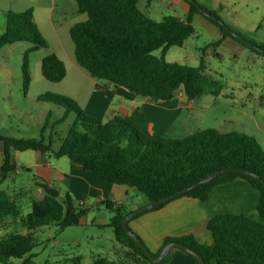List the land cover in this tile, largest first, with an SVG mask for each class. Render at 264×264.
I'll return each mask as SVG.
<instances>
[{
  "label": "trees",
  "instance_id": "obj_1",
  "mask_svg": "<svg viewBox=\"0 0 264 264\" xmlns=\"http://www.w3.org/2000/svg\"><path fill=\"white\" fill-rule=\"evenodd\" d=\"M184 1L188 4L184 19L166 15L156 21L138 9V0H74L76 13L86 16L85 21L73 24L68 30L75 63L92 79L124 88L151 102L169 101L178 92L189 100L199 99L204 92L198 81L205 69V48L217 47L225 36L241 44L245 41L235 32L227 31L214 11L193 1ZM195 14L217 26L223 37L201 50L196 67L167 62V51L182 47L194 35L192 17ZM17 42L30 44L27 51L49 47L34 22L32 9L5 14L0 49ZM253 46L264 53V46ZM40 73L45 80L58 83L66 70L61 60L48 53L40 61ZM21 78L25 95L30 82L25 55ZM36 100L62 108L63 114L52 125L62 123L68 116L72 120L64 135H58L56 140L52 139L51 132L47 139L43 137L48 119L40 128L38 139L0 134V183L16 172L10 149L65 156L73 168L91 172L108 184L134 188L148 203L189 187L216 171L241 170L244 172L220 174L179 197L203 202L215 186L241 178L258 193L259 221L241 215H218L206 224L212 239L210 245L197 243L191 235L164 238L160 250L151 255L157 257L165 245L176 242L198 255L203 264H264V150L252 136L207 128L182 139H170L142 133L125 116L115 115L106 121L88 116L74 99L65 95L44 93ZM40 186L43 196L33 199L23 216L16 202L0 190V218L17 220L16 230L0 236V264H11V260L32 264L37 255L34 250L39 245L36 234L42 228L53 225L62 231L77 225L84 215L85 210L71 204L68 195L59 198L54 187L44 183ZM99 204L110 214L107 227L115 243L123 248L126 259H131L133 264H152L122 228V218L131 211L111 200H102ZM179 250L197 264L189 252ZM169 259L170 252L158 264H166ZM71 260L73 264H80L79 257ZM119 261L97 257L91 264H122L125 260Z\"/></svg>",
  "mask_w": 264,
  "mask_h": 264
},
{
  "label": "rangeland",
  "instance_id": "obj_2",
  "mask_svg": "<svg viewBox=\"0 0 264 264\" xmlns=\"http://www.w3.org/2000/svg\"><path fill=\"white\" fill-rule=\"evenodd\" d=\"M188 1L214 11L220 24L227 31L238 34L245 42L241 44L225 36L217 47L205 48V69L198 81V86L204 92L193 101V109L183 111L190 127L182 135L206 128L222 133L235 131L252 136L264 150V53L253 46H264V0ZM169 2L171 0H138V9L156 21L166 15L182 16L183 7L176 4L174 9L169 10ZM28 9H32L35 24L49 47L27 51L30 44L17 42L0 49V134L38 139L40 128L48 119L43 134L47 139L50 131H61L64 135L72 118L68 116L62 123L52 125L63 114L62 108L37 101L36 98L56 91L59 95L74 96L82 103V97L88 95L89 76L81 72L83 70L75 63L73 43L68 34V27L85 21L86 16L76 13L74 0H0V35L4 31L7 12L20 13ZM51 22L59 27L58 35H55ZM192 24L194 35L182 47H171L165 55L167 62L196 67L201 50L219 41L224 35L217 26L203 17H194ZM52 52L62 59L67 74L58 83L45 80L40 73L42 57ZM24 55L27 57L30 77L25 95L22 94L21 78ZM19 154L21 156L16 162V173L11 174L10 178L7 175L0 183V190L12 197L22 192L23 200H26L33 190L34 182L39 179L25 171L26 165L32 161L31 151ZM1 160L0 144V164ZM16 204H20V200L17 199ZM99 207L93 208L81 224L66 227L62 231L53 225L42 228L36 234V237L39 236V245L34 250L37 255L32 264H73L71 259L74 257L80 258V264H91L97 257L108 258L116 263L121 259L125 260L122 264H133L131 259H126L123 251L112 252L114 242L111 229L104 231L89 223L91 217L110 215L106 209L100 210ZM22 210L26 212L29 208L22 205ZM154 210L157 209L143 213ZM23 211L20 215H23ZM16 229L17 224L11 217L0 218V236ZM11 264H19V261L11 260Z\"/></svg>",
  "mask_w": 264,
  "mask_h": 264
},
{
  "label": "crops",
  "instance_id": "obj_3",
  "mask_svg": "<svg viewBox=\"0 0 264 264\" xmlns=\"http://www.w3.org/2000/svg\"><path fill=\"white\" fill-rule=\"evenodd\" d=\"M176 4L183 7L182 16L176 17L184 19L188 4L183 0H171L168 3V9H174L173 6ZM194 17L202 16L195 14L192 21ZM50 24L55 35H58L59 27H55L52 22ZM52 53L62 61L59 56L54 52ZM88 80L90 89L88 85V95L82 97V103L78 102L74 96L67 95L77 102L86 115L101 121H106L115 115L125 116L142 133L156 134L170 139H182L194 133L182 135L190 127V123L182 113L186 109L194 108V100L187 99L181 92L176 93L169 101L151 102L146 98L135 96L124 88L96 81L90 76ZM51 92L53 94L58 93L56 91ZM182 100L185 102L183 103ZM50 132L54 135V140L58 134L62 135L61 131ZM19 153L22 152L9 150L11 162L15 166L19 156H21ZM31 154L32 161L26 165L25 171L35 175L39 180L34 182L30 196H25L26 200H23L22 192H17L14 197L8 194L15 202L17 199L20 200V204H18L20 211H23L22 205L29 208L33 199H40L43 196L41 183L57 189L59 198L68 195L71 204L74 206L83 202L85 213L79 219L78 224L87 218L93 208L102 206L99 204L102 200H111L128 212L148 204L146 197L136 189L133 191L124 185L102 182L91 172L73 168L65 156L53 157L50 154H41L36 151H31ZM10 177L11 175L8 176V178ZM257 204L258 193L247 181L236 178L228 183L215 186L203 202L189 197L174 198L157 210L130 219L127 225L141 239V242L143 241L142 243L147 246L150 253H157L160 250L164 238H178L186 235H191L199 244L210 245L212 239L206 230V224L211 218L231 214L259 221L256 212ZM99 208L101 210L104 207ZM27 213L28 211H23V215ZM108 217L110 215L106 216L105 214L98 218L91 217L89 223L93 227L105 231L110 229L107 227ZM14 222L16 223L17 220ZM112 240L114 242L113 253L124 251L115 243L113 237ZM169 252L170 259L166 264H194L189 256L177 248H172Z\"/></svg>",
  "mask_w": 264,
  "mask_h": 264
},
{
  "label": "water",
  "instance_id": "obj_4",
  "mask_svg": "<svg viewBox=\"0 0 264 264\" xmlns=\"http://www.w3.org/2000/svg\"><path fill=\"white\" fill-rule=\"evenodd\" d=\"M228 172H244V171H241V170H237V169H223V170H219V171H216L212 174H210L209 176L205 177L204 179L198 181L197 183L189 186V187H186L184 189H181L180 191H177L171 195H168L164 198H161L155 202H152V203H148L147 205L143 206V207H140L138 209H135L133 211H131L130 213L126 214L122 220H121V225H122V228L123 230L125 231V233L130 237V239L134 242V244L143 252V254L146 256V258L152 263V264H158L160 263V261L163 259V257L170 251V249L172 248H178V249H182V250H185L187 252H189V254L196 260L197 264H203V260L198 256L196 255L195 253L191 252V251H188L186 250L183 246H181L180 244L176 243V242H171V243H168L167 245H165L160 253L158 254L157 257H153L150 253V251H148V249L144 246V244L135 236V234L128 228L127 226V222L132 219L133 217L145 212V211H148L150 209H152L153 207L155 206H158V205H161L167 201H170L174 198H177L187 192H189L190 190L200 186L201 184L203 183H206V182H209L210 180H212L213 178H215L216 176H219L220 174H223V173H228Z\"/></svg>",
  "mask_w": 264,
  "mask_h": 264
},
{
  "label": "built area",
  "instance_id": "obj_5",
  "mask_svg": "<svg viewBox=\"0 0 264 264\" xmlns=\"http://www.w3.org/2000/svg\"><path fill=\"white\" fill-rule=\"evenodd\" d=\"M79 208H83V202L78 203L77 205Z\"/></svg>",
  "mask_w": 264,
  "mask_h": 264
}]
</instances>
